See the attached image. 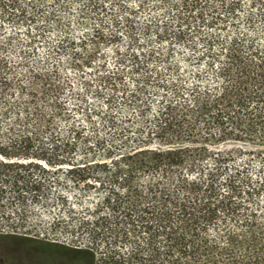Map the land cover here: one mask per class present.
<instances>
[{
    "label": "trees",
    "instance_id": "1",
    "mask_svg": "<svg viewBox=\"0 0 264 264\" xmlns=\"http://www.w3.org/2000/svg\"><path fill=\"white\" fill-rule=\"evenodd\" d=\"M146 1L138 0L140 9ZM248 1L240 18L241 0H151L157 13L141 33L155 29L156 46L138 38L135 11L121 0H0L1 16L33 24L20 53L44 43L47 56L64 54L83 88L104 99V108L89 109L71 90L72 103L62 105L60 66L31 68L52 89L38 91L52 93L49 118L77 112L86 124L73 122L62 136L51 126L44 136L42 114L34 132L2 140L14 77L0 59V164L15 165L0 171V199L6 187L21 204L23 193L39 202L51 185L78 188L72 200L55 197L67 219L50 225L69 229L82 245L77 256L103 264H264V172L230 164L240 156L264 161V0ZM72 17L88 25L85 32L73 36ZM179 44L190 50L185 65L196 66L181 69L170 59Z\"/></svg>",
    "mask_w": 264,
    "mask_h": 264
},
{
    "label": "rangeland",
    "instance_id": "2",
    "mask_svg": "<svg viewBox=\"0 0 264 264\" xmlns=\"http://www.w3.org/2000/svg\"><path fill=\"white\" fill-rule=\"evenodd\" d=\"M122 4L129 7L135 11L134 22L137 28L138 38L144 41H149L150 39L156 46L159 43L155 39V29H152L148 34H142V28L147 25L151 19V14L157 13V11L151 8V0L146 1V5L143 9L139 8L138 0H121ZM82 3V0H81ZM70 11L73 12L72 16L76 17V12L78 11V5L76 2H72L70 5ZM251 9L250 1L241 0V7L238 8V14L240 18H243L245 13ZM116 16H120L121 12H118L117 7L113 10ZM72 17L71 32L73 36L85 32L88 25H79L74 22ZM208 18V17H207ZM110 19L106 18L104 21L105 30H110L111 27L108 25ZM240 25L245 28L242 21L239 22ZM32 26V23L25 22L15 23L11 20L0 15V59L6 62L5 71L8 76L14 77V82L11 89L7 92V100L9 104L8 114L3 119L2 125V140H8L14 135H18L28 132H34L36 126L39 122V118L44 114L45 121L44 126L40 131L46 136L49 134V129L51 126L55 127L57 134L61 136L66 133L68 126L75 122L77 124H86L80 113L73 114L71 117H63L62 114H58L54 117L49 118V115L54 111L52 101H50V96H45L38 93L51 92L49 87L46 85L45 78L34 76L30 71L31 68L44 67L47 69L52 64L60 66V75L58 79L64 83L63 88L60 90V101L62 105L64 103L70 104L72 100L70 99V91L79 92L83 94L87 100V107L89 109L93 108H104V99L102 97H95V95L87 91L80 84L79 74L76 70L72 69L66 65V56L64 54H52L47 56L48 49L44 43H37L35 52L20 53V48L27 52L26 44V28ZM33 27V26H32ZM120 34L119 45L124 48L128 44V38L123 29H119ZM54 34L50 35L51 40L54 38ZM102 56L107 62L111 64L112 59V46L105 45L101 49ZM190 53L189 48L185 44L176 45L172 50L170 59L173 62H178L180 68L193 67L195 64L188 62L185 65L184 58ZM29 54V55H28ZM200 66L199 68H202ZM15 79H18L15 81ZM63 79V80H62ZM69 82V86L65 84L66 81ZM131 79H129L130 81ZM22 81V82H21ZM19 83V84H18ZM20 85V86H19ZM70 85L72 88H70ZM48 89V90H47ZM156 94V93H153ZM156 99V95L153 97ZM153 106V110H154ZM123 116L129 113L119 104L116 108ZM153 111H150V113ZM48 126V127H47ZM10 128V131H9ZM84 129L85 132H88ZM253 145L244 142H226L222 144L224 148L231 147H242L244 149H249ZM240 156L237 161L230 164H250L253 169L261 168L264 172V161L257 159H252L249 162L246 160H241ZM26 165V164H23ZM42 166L44 164H41ZM46 167H54V169L60 167L65 168L67 164H45ZM205 165V164H203ZM209 165L206 164L205 167ZM14 164H0V171L8 172ZM61 172H59V175ZM1 176V174H0ZM78 188L74 187H64L57 185H51L48 187V194H45L46 200L51 201L50 207L48 208L47 201L43 200L45 197L41 198L39 202H31L27 193H23L24 202L21 204L17 202L14 198L15 194L12 193L8 187L4 189V192L0 199V264H103L97 259H92L89 256H77L74 251L76 248H81L77 242L72 239L73 234L70 233L69 229L64 228V225H60L57 228L52 227L50 224L54 221V218L67 219L65 216V211H59L58 205L55 203L54 199L58 194H64L67 196L68 200H72L70 197L73 196V192H77ZM84 202L88 201L89 198L95 197L92 192H86L84 196H81ZM72 235V236H71ZM27 238L26 240L19 239ZM31 240V241H30ZM45 244H50L45 245Z\"/></svg>",
    "mask_w": 264,
    "mask_h": 264
},
{
    "label": "flooded vegetation",
    "instance_id": "3",
    "mask_svg": "<svg viewBox=\"0 0 264 264\" xmlns=\"http://www.w3.org/2000/svg\"><path fill=\"white\" fill-rule=\"evenodd\" d=\"M45 245H48L49 246L50 244H45Z\"/></svg>",
    "mask_w": 264,
    "mask_h": 264
}]
</instances>
